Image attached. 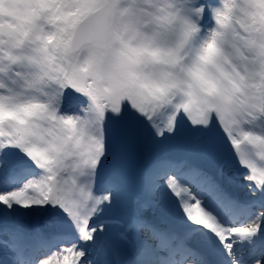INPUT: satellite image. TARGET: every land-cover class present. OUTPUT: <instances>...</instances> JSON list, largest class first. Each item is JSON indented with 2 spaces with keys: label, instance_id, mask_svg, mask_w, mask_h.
Here are the masks:
<instances>
[{
  "label": "snow or ice",
  "instance_id": "1",
  "mask_svg": "<svg viewBox=\"0 0 264 264\" xmlns=\"http://www.w3.org/2000/svg\"><path fill=\"white\" fill-rule=\"evenodd\" d=\"M0 252L264 264V0H0Z\"/></svg>",
  "mask_w": 264,
  "mask_h": 264
}]
</instances>
